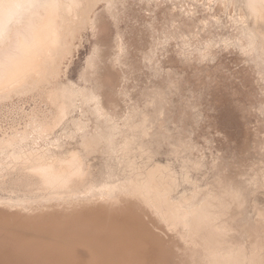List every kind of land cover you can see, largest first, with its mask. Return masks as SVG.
Wrapping results in <instances>:
<instances>
[{"label":"bare ground","instance_id":"obj_1","mask_svg":"<svg viewBox=\"0 0 264 264\" xmlns=\"http://www.w3.org/2000/svg\"><path fill=\"white\" fill-rule=\"evenodd\" d=\"M102 1L0 0V264H264V0Z\"/></svg>","mask_w":264,"mask_h":264},{"label":"rangeland","instance_id":"obj_2","mask_svg":"<svg viewBox=\"0 0 264 264\" xmlns=\"http://www.w3.org/2000/svg\"><path fill=\"white\" fill-rule=\"evenodd\" d=\"M105 0L101 3L105 4ZM200 14L204 15L203 9L199 8ZM119 30H121L122 33L125 32L124 23L119 22ZM118 25L114 24V31L118 32V29L116 28ZM77 49L74 52V57L71 59V61L68 64V70H67V76L73 80V81H79L80 80V72H82L84 68V64L86 60L85 58H88V54H90V50H92V46H94V37L89 29V26H84L78 34V37L76 39ZM176 67V68H175ZM174 69L179 72L182 75V70H178V65H174ZM191 85H188L187 88L189 89L186 93L187 95L192 98L193 90L190 89ZM36 100L38 101V97H36ZM34 102L33 99H30L25 105V108H30V106H33ZM86 117L89 120V124L92 126L93 123L90 121L91 116L89 113L86 114ZM168 134L164 132H157L153 139H151V145L152 147L159 153V158L162 160H166L169 155L168 148L166 147L165 141L168 138ZM168 154V155H167ZM166 158V159H165ZM107 160L106 154L104 151L100 150L99 153H96L91 157V163L95 166L96 169H99L105 164V161ZM258 201L262 204H264V196L258 195L256 196ZM247 213L249 215L253 214L252 208L249 206L247 208Z\"/></svg>","mask_w":264,"mask_h":264}]
</instances>
